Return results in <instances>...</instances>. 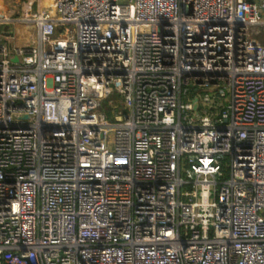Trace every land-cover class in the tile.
Wrapping results in <instances>:
<instances>
[{"label": "built area", "instance_id": "2783aa9c", "mask_svg": "<svg viewBox=\"0 0 264 264\" xmlns=\"http://www.w3.org/2000/svg\"><path fill=\"white\" fill-rule=\"evenodd\" d=\"M261 29L264 0L1 14L0 264H264Z\"/></svg>", "mask_w": 264, "mask_h": 264}, {"label": "rangeland", "instance_id": "374dc122", "mask_svg": "<svg viewBox=\"0 0 264 264\" xmlns=\"http://www.w3.org/2000/svg\"><path fill=\"white\" fill-rule=\"evenodd\" d=\"M29 1H33V0H6V2L9 4L7 7L8 12L6 11L4 12H6L8 15H12L13 19H19L23 13V9L27 7V4ZM46 1L48 0H37V3L38 2L41 3V6L44 7V6H47ZM35 5H36V2H35ZM1 6L4 8L3 4H0V10H1ZM30 28L34 31L32 26H30ZM10 30H11V27H10ZM251 40L253 44L264 45V29H261L258 34L253 33L251 35ZM0 43H4V40L1 39ZM17 44H18V40H17V36H15L13 41L11 42V46L16 47ZM123 108H124L123 100L117 94H113L110 99L104 101L103 110L104 112H106L109 119L112 121L115 120L114 118L115 112L119 113L120 110Z\"/></svg>", "mask_w": 264, "mask_h": 264}, {"label": "crops", "instance_id": "0c3cea01", "mask_svg": "<svg viewBox=\"0 0 264 264\" xmlns=\"http://www.w3.org/2000/svg\"><path fill=\"white\" fill-rule=\"evenodd\" d=\"M33 4V9H37V8H42L41 3H37V0H33L31 1ZM36 2V5H35ZM8 3H4L3 6L4 8L1 6V10L2 11H6L8 12ZM11 30L14 34V36H17V40H18V44L17 46H34L36 43L35 40V33L34 31L30 28V25H23V24H19V23H15V25H11Z\"/></svg>", "mask_w": 264, "mask_h": 264}, {"label": "water", "instance_id": "95a60500", "mask_svg": "<svg viewBox=\"0 0 264 264\" xmlns=\"http://www.w3.org/2000/svg\"><path fill=\"white\" fill-rule=\"evenodd\" d=\"M9 31V27L8 26H6L5 28H4V32H8ZM11 34V33H10ZM14 62H18V58H14V60H13ZM195 102H197V101H195ZM197 106H198V104L196 103L195 104V109H197Z\"/></svg>", "mask_w": 264, "mask_h": 264}, {"label": "bare ground", "instance_id": "6f19581e", "mask_svg": "<svg viewBox=\"0 0 264 264\" xmlns=\"http://www.w3.org/2000/svg\"><path fill=\"white\" fill-rule=\"evenodd\" d=\"M51 1H52V0H48V1H46V4H47V5L50 4ZM0 4H4V0H0ZM3 12H4V11H3ZM3 12L1 11V12H0V15L6 13V12H4V13H3Z\"/></svg>", "mask_w": 264, "mask_h": 264}]
</instances>
